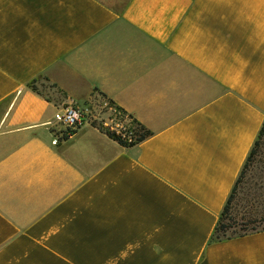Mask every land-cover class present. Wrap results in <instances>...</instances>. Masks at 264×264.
I'll list each match as a JSON object with an SVG mask.
<instances>
[{
  "label": "crops",
  "instance_id": "crops-1",
  "mask_svg": "<svg viewBox=\"0 0 264 264\" xmlns=\"http://www.w3.org/2000/svg\"><path fill=\"white\" fill-rule=\"evenodd\" d=\"M99 97L150 136L52 145ZM263 121L264 0H0V264H264L210 241Z\"/></svg>",
  "mask_w": 264,
  "mask_h": 264
},
{
  "label": "rangeland",
  "instance_id": "rangeland-1",
  "mask_svg": "<svg viewBox=\"0 0 264 264\" xmlns=\"http://www.w3.org/2000/svg\"><path fill=\"white\" fill-rule=\"evenodd\" d=\"M37 88L38 92L45 97L54 98V92L50 90L48 84L38 82ZM115 107L103 97L92 101L93 114L99 119L96 123L102 126L105 122L109 125L107 128L111 126L114 130L125 134L133 129V123ZM231 207L230 222L234 224V229L229 232L234 230L242 232L241 229L244 226H255L258 229L264 226V137L253 163L237 187Z\"/></svg>",
  "mask_w": 264,
  "mask_h": 264
},
{
  "label": "trees",
  "instance_id": "trees-1",
  "mask_svg": "<svg viewBox=\"0 0 264 264\" xmlns=\"http://www.w3.org/2000/svg\"><path fill=\"white\" fill-rule=\"evenodd\" d=\"M30 87L33 89V91L37 92L36 88L34 87V81L30 82ZM116 110L121 112L122 114L126 115L128 119L131 120L133 123V129L123 134L122 132H119L117 130H111L110 128H105L103 126H100L101 131L106 134L110 139L117 142L121 146L125 147H131L134 146L142 141H144L147 137L150 136V132L144 128L140 123L133 120L129 115H127L123 110L115 107ZM264 137V121L262 123V126L257 134L256 140L253 143L252 148L250 149V152L242 166V169L234 183V186L232 188V191L230 195L228 196L226 203L220 213L218 222L213 230L212 236L210 241L212 242H218L223 240H228L236 237H242L247 234L256 233L260 231H264V226L258 229L255 226H244V228L241 229L242 232L237 231H231L234 229V224L230 222L231 220V210H232V203L235 199V194L237 192L238 185L242 182L244 179V176L247 173L248 168L254 161V157L258 153V148L261 146V141Z\"/></svg>",
  "mask_w": 264,
  "mask_h": 264
},
{
  "label": "built area",
  "instance_id": "built-area-1",
  "mask_svg": "<svg viewBox=\"0 0 264 264\" xmlns=\"http://www.w3.org/2000/svg\"><path fill=\"white\" fill-rule=\"evenodd\" d=\"M98 117L87 108H82L74 103L56 108L50 120L43 125L48 126L53 136L52 145H56L61 137L71 135L75 130L84 125L97 124ZM102 125L107 128L109 125L105 122ZM111 130H114L110 126Z\"/></svg>",
  "mask_w": 264,
  "mask_h": 264
}]
</instances>
